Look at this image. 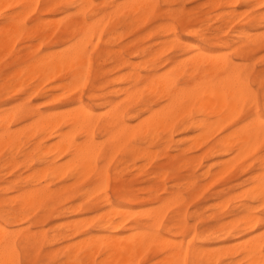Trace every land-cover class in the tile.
<instances>
[{"label": "rangeland", "instance_id": "1", "mask_svg": "<svg viewBox=\"0 0 264 264\" xmlns=\"http://www.w3.org/2000/svg\"><path fill=\"white\" fill-rule=\"evenodd\" d=\"M40 1L39 10H34L33 7L35 8V6L33 5L27 10L28 13H23L24 16L21 21L24 26L18 32L10 33L11 29L9 28L6 31L7 22L0 20V33H2L0 52L1 49L3 50L0 53V116L13 110H22L14 124L11 123V130L14 131L16 129V133L20 136L19 145L14 150L11 147L0 149V196L6 199L15 196L17 186H26L31 180L30 177L32 176L30 175L38 174L46 166L38 159V144L43 143L44 148H47L49 143L53 144L52 142L56 141V138L48 135V132L41 133L39 131L34 136L32 135L35 124L38 121L37 113L49 115L57 111L56 113L66 116L69 112L76 111L83 103L86 107L95 111L94 117L100 124H103L116 110H121L128 106L127 109L125 108L126 119L130 122L131 128H136L141 123V119L151 114V110L160 109L163 104L167 103L166 98L152 95L149 89L147 91L146 88L149 87L148 82L150 80L173 70L176 84L175 91H182L193 89L194 85L197 86V82L199 84L204 80H219L224 77L222 73H214L210 64L196 69L187 63L185 59L193 54L191 45L205 49L214 58L216 55L221 57V54L224 57H228L242 74L245 83L250 86V93L246 101H244V107L241 104L242 110L240 109L241 112L239 114L234 113L230 116L227 115L228 118L225 116L223 120L219 119L222 122L225 118L228 119L229 122L226 121L223 125L221 122L214 124V126L212 124L214 128L220 125V129L218 130L217 128L215 133L213 131L214 135L208 133L212 136L209 139L205 136L207 140H201V136L205 139L204 135L208 134L202 135L200 129L195 128L184 131L183 127L193 121H196V124L200 123L204 121V118H206V122L214 123L219 121L218 118H221L222 114L218 117V114L216 115L211 111L212 113L210 112L209 115H212L209 117L208 112L201 114L195 110L191 117L188 116L187 118V115L179 117L173 129L159 131L155 139L154 137L146 138L143 136L130 139L128 146L117 148L119 150L117 153H115L116 151L114 152L115 156L112 155V159L110 153H113L115 149L113 150L110 146L108 136L97 130L96 144L102 146L98 160L99 170H108L105 191L102 190L93 194L90 199L80 196L83 192L93 190V186L98 180L96 171L87 175L86 178L83 176L84 178H82L83 180L81 179L80 183L76 182L79 177L64 176L61 177L62 179L55 178L52 182L55 184L57 182V185L61 186L76 183L75 193L77 195L65 208L82 205L83 211L79 214L68 213V218H57L58 214L55 213L46 220L43 226L33 228L34 231L41 230L40 228L49 230V232L45 233L48 237H51L57 233L51 231L53 226L63 224L66 221L81 220L87 231L78 233L54 246H48L46 242L24 246V244H21L20 239L18 244L21 253V264H52L46 255L54 252L58 255L57 263L59 264L65 261L63 254L70 242H78L81 239L90 237H97L98 239V236L106 235L107 233L97 226V220L101 214L112 207H103V204L98 209H91L89 203H97L107 193L114 206H124V201L119 199L113 190L115 185L121 184L130 185V196L135 199V204L130 207V210L134 212V209L139 210L141 208V210L144 209L143 211H146L140 212V210H137L138 214H136V211L133 214L134 216L130 212L128 227L119 232L122 237L132 236V234L138 233L135 232L137 230H151L158 227V223L154 224L142 215V212L144 214L148 212L147 208L151 211L161 212L162 224H164L161 233H168L166 235L169 238L171 237L170 239L174 240V242L176 239L177 241L193 239L195 240L194 245H199L197 243L199 237L205 235L209 238L208 240L211 242L209 245L212 247L217 248L220 245L228 247V245L233 244L232 246H234L256 233H263L264 204L262 203H264V198L252 200L251 197L253 196L252 189L255 184V177L263 172L264 169V137L259 139L257 145H255V141L252 143L253 145H250L251 147L249 146L250 152L247 153L249 149L243 154L238 152L240 153L239 155L242 154V158L237 154L236 150L221 155L220 143L228 133L232 134L250 123L257 112L264 115V5L259 1L246 3L244 0H238V3L233 7L231 5L233 0H217L218 2L216 0H157L154 11L146 19H142L140 16L138 18V14L130 15V19H127L121 15L115 18H111L112 15L110 14L106 16L107 13L111 12V5L118 4V2L122 3V1L126 0H95L94 5L84 14L77 12L79 0H63L61 9L44 14L40 12L44 0ZM133 1L135 0H130V3ZM251 3L255 4L252 5ZM232 10L236 14L233 15L232 12L231 14L230 11ZM194 11L197 13H194ZM238 11L240 13L244 12V14H240L241 16L239 15L240 19H237ZM228 12L229 15H226ZM102 15L104 16L99 18ZM135 17L138 18V23L135 22L136 20L133 21ZM48 19L50 20L48 21ZM84 20L97 22L98 29L100 24L103 21L105 22V24L103 22L104 25H101L104 28H101L100 31L97 29L96 36L94 35L95 38L93 37L94 39L91 43L94 44L95 42V47L92 49L93 44H89L92 64L90 75L87 79L76 80L73 75L74 72L68 68L62 69L63 72H56L55 77L44 76L46 77L43 78L44 80L49 79L45 81L44 85H39L40 83H38L43 77L40 72L39 74L37 72L35 74L34 71L33 73L29 72V76L34 74V77L31 76L32 80L31 77L28 78L27 67H31V64L49 53L62 51L80 38V27ZM70 22L75 23V27H68L67 24ZM39 23L45 26L50 25V30L53 32L52 36L49 38L45 36V31L37 28ZM257 32H259L258 35L256 34ZM11 34L14 35L10 36ZM113 36H116V40L112 39ZM10 37H13L14 44L12 39L9 41ZM257 37L258 39H256ZM250 39H252L251 42L249 41ZM180 40L188 44L189 47H187L186 51L180 50L181 48L178 45ZM3 43H6L4 44L6 46ZM146 48L148 51L144 52L143 50ZM219 53L221 54L219 55ZM175 64L178 65L176 66ZM30 67L29 69L32 68ZM15 75L17 76L14 77ZM124 75L130 76L128 82L125 80L126 76L124 77ZM137 75L141 77L139 81H136ZM25 77L28 79L25 80ZM59 77L62 79L60 78L59 80ZM70 79H73L74 82L72 80L71 82L75 84L73 85L74 89H72V83H69V92L66 89L68 87L67 81H70ZM49 81L50 83H48ZM36 83L38 84L36 85ZM61 83H65V85L62 86ZM52 86L55 87L51 89ZM64 86L66 87L65 89ZM14 88L15 90L11 92V89ZM251 91H254V95ZM134 96H138L139 99ZM122 97H125V100ZM253 97L254 99H252ZM251 99L254 101L252 102ZM248 101L252 104H248ZM202 118L203 120H200ZM177 124L179 127H176ZM27 125L29 129L24 130ZM20 127H22V130ZM67 129L66 125H63L60 130L66 131ZM84 139L85 137L79 135V142L84 141ZM191 141L192 144H190ZM197 141L200 145L196 147L194 144H197ZM36 142L38 143L37 145ZM254 146H256L255 149ZM151 149L153 152L155 151V154L153 152L148 153V150ZM13 153L14 156H12ZM234 153L235 155L231 158L232 161L238 156L241 159L239 158L240 160L234 164L231 163L233 164L231 165L232 167H227L226 173H222V171L225 172L224 165H227L228 162L230 163L229 156L231 157ZM147 154H153L151 156L152 159L149 155L147 158L144 157ZM12 157L19 161L17 166L13 163L3 165L6 161L12 160ZM108 158H110V161ZM225 162L227 163L225 164ZM223 163V168H221ZM262 164L263 166H260ZM136 166L138 167L136 168ZM217 169H220V172H217ZM208 171L209 173H207ZM213 171L217 178H213ZM217 173L219 174L217 175ZM49 181L42 180L40 186L46 185ZM4 188L8 189L2 190ZM168 198L172 200L169 199V201ZM174 201H176V204H174ZM222 204L224 205L221 206ZM167 206L172 207L169 208ZM250 213L257 219L248 226L245 219L250 216L248 215ZM42 214L43 208L36 212V215ZM174 217L182 220L183 224L186 223L187 232L185 234H182L178 228L174 227ZM255 222L259 226L249 228ZM245 226L249 229H245ZM170 227H172L171 231L169 230ZM240 230L244 232L240 238L229 237V232ZM34 233L38 234V232ZM40 244L41 246H39ZM149 244L151 245L145 248L144 253L139 255L141 257L138 260L136 259L137 263L135 262L136 260H131L132 263L130 262V264L134 262V264H161L160 261L167 256V253L160 250V241L158 243L153 241ZM41 255H43V258ZM103 256H99L97 262ZM241 257L230 258L227 255L220 254L211 264H235L241 260ZM243 262L245 261L242 260L241 264H244ZM195 264L206 263L204 260H197Z\"/></svg>", "mask_w": 264, "mask_h": 264}, {"label": "bare ground", "instance_id": "2", "mask_svg": "<svg viewBox=\"0 0 264 264\" xmlns=\"http://www.w3.org/2000/svg\"><path fill=\"white\" fill-rule=\"evenodd\" d=\"M244 1L246 3H249L251 1H255V2L259 1L260 3H262V5H264V0H244ZM40 2H41L40 0H0V20H4L7 22L6 24L7 27L5 30L7 31V28L11 29V31L13 30L12 32L10 31V33H15V32L20 31L22 27L24 26V24L21 21L22 17L24 16L23 13L26 14L27 10L31 8L33 5L35 6V8L33 7L34 10H39L38 5ZM79 2H76V3H79L77 12L80 14H84L88 9H90L94 5L95 0H79ZM62 3H63V0H44L40 12L44 14L47 12L57 11L61 9ZM156 3H157V0H135L131 3H130V0H126L124 2L122 1V3L118 2V4L111 5L112 6L111 12L105 15L108 16V14H110L112 15L111 18H115L121 15V16H124V18L130 19V15L138 14L137 15L138 18L141 17L142 19H146L147 16L154 11L156 7ZM237 3H238V0H233L231 4L232 7L236 5ZM232 9L235 10L236 8H232ZM234 10L230 11V13L231 12L233 13ZM195 12L196 11H194V13ZM247 12H248V9H247ZM234 14H236V12L233 13V15ZM240 14H244V12L243 13L239 12L237 14L238 18L236 17L237 19H240L239 18L241 16ZM226 15H229V12ZM103 16L104 15L99 16V18ZM138 18L135 17L133 21L136 20L135 22L138 23L139 22L137 20ZM49 20L50 19H48V21ZM234 21H237V20H234ZM102 24H100V28L98 29L97 22H92L91 20L90 21L84 20L83 23H81V27H80V32H79L80 38H78V40L72 43V45L66 47L62 51L59 50L60 52H57V53L52 52L51 54L49 53L47 56L40 58L39 60L31 64L32 68L29 66L32 70L29 69V67H27L28 68L27 70L28 78L31 76L34 77L33 76L34 74H31L29 76V72L33 73L34 71V73L37 72V74H39L40 72L42 73L41 75H43V77L42 79H40V82L38 83H40L39 85H42V84L44 85L45 81L49 80L48 78L47 80L46 79L44 80L43 78H46L44 76H47V77L49 76V78H52V77H55L54 75L56 74V72H59V71L63 72L65 68H68L74 72L73 75L75 76L74 78H76V80L77 79L86 80L87 77L90 75L91 64H92V58L90 54L91 49H89V44L91 45L93 44L91 42L95 38L94 35L96 36L95 33L97 29L98 31H100L101 28H104V27H101ZM42 25L43 24L41 23L37 24V28L44 30L45 36H47L48 38L52 36L53 32H51L50 30V25H46V26L45 25L42 26ZM67 25L70 28L75 27V23L73 22H70ZM52 27H53V23H52ZM258 33L259 32H257L256 34L258 35ZM3 34L5 33L3 32ZM98 34L100 33L98 32ZM1 35L2 33H0V39H1ZM12 35L14 34H11L10 36ZM116 36H113L112 39L116 40ZM12 38L13 37H10L9 41H11ZM256 39H258V37ZM251 40L252 39H250L249 41L251 42ZM13 41L14 39H12V42ZM14 43L15 42H13V44ZM4 44L6 43H3V45ZM178 45H179V48H181L180 50L182 51H186V49H188L187 47H189L188 44L184 43L181 40L178 41ZM94 47H95V42L92 45V49ZM190 47H191V51L193 52V54L190 55L187 59H185L187 63H189L190 65H192L193 68H196V69L202 68L205 65L208 66V64H210L211 69L212 71H214V73L216 72L222 73L224 77H222L219 80H213V79L204 80L199 84L197 82V86L194 85L193 89L182 90V91L178 90L179 92L175 91L176 84H175L174 77H173L174 76L173 70L168 71L165 75H160L150 80L148 82L149 87L145 85L148 87V88L145 87L147 91L149 89L152 95L162 96L166 98L167 103L165 105L163 104V107H160V109L151 110V114L150 115L148 114V117H144V119H141L142 120L141 123L138 122L139 126L136 128H131L130 122L126 119L125 108L127 109L128 106L127 107L125 106L124 109L116 110L114 113H112L110 118L107 119L103 124H100V122L94 117L95 111H93V109L91 108L86 107L83 103L76 111L69 112L66 116L56 113L57 111L49 115H44L42 113L36 114L38 116V121L36 120L37 123L35 124V128L32 132V135L34 136L39 131L41 133L48 132V135H50L51 137L52 136L55 137L56 141L52 142L53 144L49 143L47 148H44L43 143L38 144L36 142V145L38 144L37 147L39 148L38 159L40 160V162H42V164H45L46 166L40 172L38 171L39 172L38 174L36 173L35 175L33 174L30 175L32 176L30 177L31 180L26 186H17L15 196L10 197L8 199L0 196V264H21V253H20V247L18 244V241H20V239H21L20 241L21 244H24V246L34 245L35 243H39V242H41V244L42 242H46L48 246H54L60 243L61 241L70 239L71 237H73L74 235L78 233H84L87 231V229L85 228L83 224V221L81 220L66 221L63 224H58L56 226H53L51 228V231L57 232V233H55L51 237H48L47 234L45 233V232H49V230L40 228L41 230L38 229V231H34L33 228L43 226L46 220L50 216L54 215L55 213L58 214L57 218H68L67 217L68 213L73 212V213L79 214L83 211L82 205H79L77 207L71 206V207L65 208V206L69 205L72 202V199L75 198L77 195L75 193L76 183L61 186V185H57V182L56 184L52 182V180H54L55 178H61L64 176H70L71 178L79 177L76 182L80 183L82 178L84 177L86 178L87 175L96 171L98 175V178H97L98 180L94 184L93 190L91 189L92 191L83 192L80 194V196L90 199V197L93 194L97 192H101L102 190L105 191L107 187L106 183L108 180V170L107 169L105 170L104 168H103L104 169L103 171L99 170L98 160H99L100 152L102 150V146L96 144L97 130H99L101 133H104L105 135L108 136L110 146L112 147L113 150L115 149L113 153L112 152L110 153L111 155L110 157L112 159L113 157L112 155L115 156V153H117V151L119 150V149L117 150V148H120V147L123 148V147L128 146L130 144V139L132 138L136 139L142 136L146 138L154 137L155 139L156 134L159 131L161 130L168 131V130L173 129L179 117L185 116V115H187V118L188 116L191 117L195 110L197 111V113H201V114L202 113L205 114L206 112H208L209 117L212 115V114L209 115L211 111H213V113L216 115L218 114L217 115L218 117L220 116V114H222L223 116L221 115V118L219 117L218 120L219 119L223 120L225 116L227 117V115L230 116V115H233L234 113L239 114V112H241L242 106L244 107L243 105L244 101H246V98L248 94L250 93V86L248 85V83H245L242 77V74L232 64L231 60L228 57L222 56L221 53H219V55L221 54V57L216 55L214 58L205 49L201 47H198L195 45H191ZM2 51L3 50L1 49V52ZM143 51L146 52L148 51V49L146 48ZM27 65H30V64H27ZM17 75L19 74L17 73ZM17 75H15L14 77H16ZM125 76H126L125 80L128 82L130 80V76L128 77V75H124V77ZM32 77H31V80H32ZM136 77H137L136 81H139L141 78L140 75H137ZM28 78L25 77V80H27ZM60 78L61 77H59L58 79L60 80ZM71 80L72 82H74L73 79H70V81H67L68 87L66 90L69 92H70L69 83L71 82ZM50 81L48 83H50ZM38 83H36V85ZM74 84L72 83V89H74L73 87ZM63 85H65V83L62 84V86ZM53 87L55 86H52L51 89ZM65 88L66 87L64 86V89ZM13 90H15V88L11 89V92H13ZM62 90H63V87H62ZM59 91L63 93V91H61L60 89ZM253 92L251 91V93ZM129 94H132V93H129ZM253 95L251 94V96ZM128 96L130 97V95ZM125 97L124 98L122 97L123 100H125ZM135 98L139 99L138 96ZM126 99H128V97ZM252 99H254V97ZM248 104H250V102ZM108 109H107V112H108ZM20 112H22V110L20 111L13 110L11 112L6 113L5 115L0 116V128H1L0 149L5 148V147H11L12 150H14L19 145L20 136L18 133H16L15 131L16 129H14V131L11 130V123L14 124V121L17 119ZM205 119L206 118H204V121L197 123V124H196V121L190 122V124L183 127V130L187 131L189 129L196 128L202 131V135L208 134V133L209 134L211 133L214 135L215 130L217 128L218 130L220 129L219 128L220 125L214 128L213 127L214 124L216 125L218 122H221L223 125L224 122L226 121L229 122L228 119L226 118L223 122L219 120L214 123L206 122ZM252 119L253 120L250 119L251 121L247 125H244V126L242 125L243 127L240 130L235 131L232 134L228 133V135L225 138H223L222 142L220 143V154L221 155L229 153V152H233L235 150L238 155L240 153L243 154L247 149L251 147L250 145H253L252 144L253 142L256 141L255 145L259 143V139L264 137V115L257 112L255 118H252ZM200 120H203V118ZM63 125H66V127L68 128L66 131L60 130ZM22 127H20L21 130H22ZM176 127H179L178 124ZM17 129L19 130L18 127ZM27 129H29L28 125H27V128L24 130H27ZM79 135H82L83 137H85L84 141L83 140L82 142L78 141ZM208 135H204L205 139H203L201 136V140H207V138L209 139V137L211 138L212 135H209V136ZM205 136H207V138ZM187 138H186V141H187ZM176 143H177V140H176ZM190 144H192V141ZM194 145L197 147L200 144L197 141V144L195 143ZM255 147L256 146H254V149ZM149 152L152 153L153 152L152 149L148 150V153ZM248 152H250V149L247 151V153ZM235 153L231 157L229 156L228 159H230V163L228 162L229 161L228 159H225V160H228L227 161L228 163L225 162V164L227 163V165H224V163L221 164L222 165L221 168H223V165L225 166V172L222 171V173H226L227 167L228 168L232 167L231 165L238 162L242 158V154L239 155L241 156V158L236 154V156H238V158L236 157L237 160L236 158H234L235 160L233 159L234 161H232L231 158L235 155ZM148 155L149 154H147L146 156L144 155L142 156L147 158ZM152 155L153 154L149 155L151 159H152L151 157ZM12 156H14V153L12 154ZM109 159L110 158H108V160ZM18 162L19 161H17L16 158H13L12 160L6 161V163L3 165H6L7 163H13L15 164V166H17ZM260 166H263V164ZM137 167L138 166H136V168ZM214 171L212 172L214 173V177L213 176L212 177L217 178V176H215L216 171L215 172ZM217 172H220V169ZM207 173H209V171ZM218 174L219 173H217V175ZM42 180H50V181L46 185L40 186V184L42 183ZM251 188H252V185H251ZM7 189L8 188H4L2 190H7ZM113 190L115 192V195L119 199L124 201L125 203L124 206L122 207L114 206L112 200L108 197L107 193H105L106 195L102 197V200H99L97 203L95 204L89 203V205L91 206V209L92 208L98 209L103 204H104L103 207H106V206L112 207L110 208V210L108 211L106 210L107 212L101 214L99 216V219L97 220L98 221L97 226L101 228L103 232H106L107 234L104 236L102 235L103 237L101 235L100 237L97 235L98 239L97 237L96 238L90 237L86 239H81L78 242H70L68 246H66L65 253L63 254V256L65 257V261L59 264H130V262L132 263L131 260L133 261H135L136 259L138 260V258L141 257L139 255H141V253L143 254L144 250H146L145 248H147L148 245H151L149 243L153 241H157V243L160 241V250L167 253L166 257H164L161 261L159 260L161 264H195L197 260L198 261L204 260L206 264H211L213 260L217 259V257L220 254L227 255L230 258H234L235 256H242L240 258L241 260L235 264H241L242 260L245 261L243 262L244 264H264V232L256 233L253 236H250L249 238L245 240L243 239L244 241L240 240L241 242L237 244L236 242H234L236 244L234 246H232L233 244L231 245L227 244L228 247H226V245H222V246L220 245V247L217 246V248L212 247L211 245H209L211 244V242L208 240L209 238H207L205 235H202L201 237H199L198 242L196 240V242L199 245H194L195 240L193 239H189L188 241L183 240V239L181 241H177L176 239L174 242V240L170 239L171 237L169 238L166 235L168 233H164V234L161 233L162 226L164 225L162 224V216L160 214L161 212L158 213L155 211H151L148 208H147L148 212L145 214L143 213V212H146V211H143L144 209L141 210V208H139V210L140 212L143 211L142 215H144L145 219H147L148 221L154 224L158 223V227L156 229L152 228L151 230H137L135 232H138V233L133 232L134 234H132L131 232L132 236L124 235L126 237H122V235L121 236L119 235V232H122L128 227L127 225L129 223L130 212L133 211V210H130V207L135 204V199L130 196V193H131L130 185H127V184L115 185ZM252 192H253V196L251 197L252 200H256L261 197L264 198V169H263V172H261L259 175L255 177V184L253 185ZM169 199L170 198H168V200ZM175 202L176 201H174V204H176ZM164 204L166 205V203ZM224 204H222L221 206H223ZM42 208H43V214L36 215V212H38ZM137 210L134 209V212H132L131 215L135 214ZM160 210L162 209L160 208ZM138 211L136 214H138ZM248 215L250 216L248 217ZM248 215H247L248 220L247 219L245 220L247 221L246 224L249 226L257 218H255L252 213ZM243 216L245 217V215ZM243 222H244V219H243ZM173 225L174 227L178 228L180 232H182V234H185V232H187L186 223L183 224L182 220L177 219V217H174ZM258 226L259 224L255 222V224L251 225V227L249 228H255ZM171 228L172 227L169 228L170 231L172 230ZM247 228L248 227L245 226V229ZM34 232H38V234ZM242 233H244L242 232V230L237 231V232H229V237L230 238H240L242 236ZM41 244L39 246H41ZM101 255H104V256L103 258L100 259L101 262L98 261L99 262L98 263L97 258ZM42 256L43 255H41V257ZM46 256L49 258L52 264H58L57 263L58 261L57 253L55 252L47 253ZM137 260L135 261L136 263H137Z\"/></svg>", "mask_w": 264, "mask_h": 264}]
</instances>
